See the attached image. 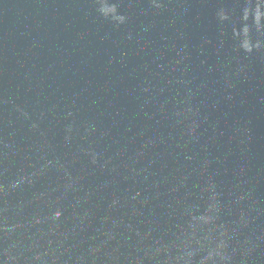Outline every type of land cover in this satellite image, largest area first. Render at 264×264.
I'll list each match as a JSON object with an SVG mask.
<instances>
[{"label":"water","instance_id":"water-1","mask_svg":"<svg viewBox=\"0 0 264 264\" xmlns=\"http://www.w3.org/2000/svg\"><path fill=\"white\" fill-rule=\"evenodd\" d=\"M0 264H264V0H0Z\"/></svg>","mask_w":264,"mask_h":264}]
</instances>
